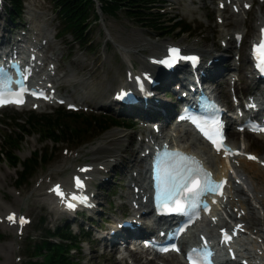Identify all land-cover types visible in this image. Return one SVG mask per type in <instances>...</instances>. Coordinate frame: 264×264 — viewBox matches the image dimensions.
I'll return each mask as SVG.
<instances>
[{"label":"rangeland","instance_id":"rangeland-1","mask_svg":"<svg viewBox=\"0 0 264 264\" xmlns=\"http://www.w3.org/2000/svg\"><path fill=\"white\" fill-rule=\"evenodd\" d=\"M218 1L219 0H164V12L167 16L166 20L169 19L170 21V27L176 22L184 26H191L190 33L181 35L180 37H177L179 35L177 32L172 33L173 36L170 37L158 34V32H153L140 25L139 22L128 18L121 12L115 15H103L99 12L100 15L98 19L91 22V31L87 39L89 43L87 41L83 45H79L77 42L73 41L69 34H64L62 37L56 36L61 29V25L58 22L51 0H23L25 13H23L21 21L16 25L18 26L17 32H23L26 21L31 17L27 12L26 6L30 7L29 3H34L36 6L33 8L40 13H44L43 19H47L46 26L50 31V35L52 37L55 35V39L52 40L49 47L48 45L46 46L43 53L46 55L49 62L51 61L49 57L52 53L57 55L58 59H55L54 64L52 63L51 65L57 68L56 72L58 77H60V80L56 84V86H58V92L71 101L80 103V110L77 113L83 116H111L110 118L113 117L126 124L128 123L126 120L130 118L127 117L126 114L116 110L118 107L113 106L111 101L112 92L115 91L116 88L118 90L122 85L121 83H124L125 70H129L131 74L132 70L130 69V64L135 70L134 73L139 75L143 69L141 62L146 66V57L156 54L161 55L164 53L167 45H179L185 51H197L200 55L208 51L219 52L222 54L221 57L225 61L220 62L216 66L218 70H225L230 60L237 61L239 59L241 68L238 69L237 76L240 81V86H246V92L255 87L261 88L254 82L248 80V69H250V66L248 63L243 65V61L246 59L245 53L247 52L248 45L257 34L256 28L255 31H249L250 26L258 23V21H256L258 16H264V3L254 0L252 8L248 11L245 10V13L242 14L243 20L240 19L241 17H238L237 23H230L228 25L226 24L230 21H234L237 16H230V12L227 11L225 12L224 23L219 25L218 15L220 12L217 10ZM97 4L99 5V3H96V5ZM189 9L193 10L190 12L188 11ZM6 19V12L0 11V31L8 37L9 30L12 29L14 25L9 23ZM5 30H7V32ZM236 31H242L245 35L248 33V42L245 46H242V48L245 49V53H243V58L239 57L238 59L235 53L239 47H236V50H222L220 43L223 39L226 40L230 37L232 32ZM225 33H228V36L226 35L227 37H224ZM65 71H69V76H64ZM237 76L235 74L234 77L236 78ZM79 82L91 84L96 91L100 92V95L92 93L90 94L91 97L84 101L82 99L84 89ZM214 83L212 87L215 88V94L223 102L229 104L228 89L226 87L227 81L224 79H215ZM174 86V82L170 83L167 92H171ZM262 87L264 88V85H262ZM159 90L160 89H158L156 95L165 103H169L166 95L162 92L160 93ZM102 103L109 104L110 106L101 108L99 104ZM56 109H63L65 111L66 106L43 107L42 109L37 108L35 111H32L31 107L23 109L8 108L0 112V150L3 147V136L17 133L21 135V139L18 141V146L13 149L19 159V163L29 159L34 152H44L47 153V156L49 155L46 157L47 163L43 166H38L33 176L23 185H16V179L21 170V165L14 167L4 158L0 160V204L10 208L11 212L15 211L19 214H25L28 216L26 218L31 219L30 225L26 226L23 234L21 231L19 233L16 231L15 233L14 229H12L13 231L11 229L5 230L3 229L4 225L1 226L0 223V264H27L29 259L26 252L27 246L35 242L38 244L45 239L47 236L45 229L52 230L57 226H63L65 222H67V218L50 211V207H53L52 205L43 206L39 201L41 198L40 194L46 193V191L49 190V186L58 182L61 178L68 177V173L70 172L68 168L71 165L75 167V171L91 163L92 156L90 153H86L89 147L96 145V143L99 144L102 138L107 136V133L118 131L132 137L130 139L131 149L135 152V156L138 157L141 149L136 150V147L138 138L144 130L145 122L147 120L158 121L159 118L154 117L149 119L144 115L143 119L140 118L135 122L136 124L131 130L112 128L98 138L92 139L90 142L82 145L71 141H62L63 143L59 141L53 142L50 139L42 138L38 134L23 135V132L17 129V125H22L27 117H29V114L44 116L53 115ZM167 110L169 109L167 108L166 111ZM163 111L164 109L162 112ZM7 118H17L19 124L14 125L8 122L9 120L7 121ZM159 120L161 119L159 118ZM160 123L162 122L160 121ZM148 131L150 130L148 129ZM231 133L233 134V132H230V134ZM236 134L237 133H235V137L239 145L245 147L246 150L247 142L245 141V137ZM44 136L47 137V135ZM247 139L253 140L251 136H248ZM125 140V142H122V146L127 145L129 137ZM242 142L244 145H242ZM247 151L248 153H256L260 157H264V145H260L259 143L254 144L252 147H248ZM79 152L83 153V155L76 159L75 156ZM101 155L103 154H100V156ZM122 158L124 162H127L129 158H131V154L122 155ZM100 162L101 160L97 161V163ZM144 165L143 163L142 166L144 167ZM143 167L142 171L144 172ZM138 170L139 168H131L129 172L125 174L121 172V169L113 168L108 174L109 181L105 185L98 183L101 188L97 186L94 188L93 183L99 182L96 180L97 176H99V178L104 177L107 170L94 173L95 177L92 178V182L90 181V185L94 188V192L100 195V212L94 213V220L91 221L93 224L92 227H89L87 217L83 218L84 223H82V225L78 223L81 220L80 217L77 223H72L70 225L69 229L72 231V236H74L77 241L79 240L77 243L78 246L75 247L73 243L71 244V248L68 251V259L70 261L77 264H121L117 262L116 256L110 258L106 252V248H101L96 240V235H98L97 230L102 231L105 235L109 234V225L114 223L113 220L118 218V215L127 217V214L124 215L122 211L126 212L125 209H127L129 200L128 196L133 190L129 187L128 177L132 175L133 171L138 172ZM244 187L246 186L244 185ZM248 195L250 196L251 193ZM252 203V205L257 206L254 202ZM258 216L263 218L264 212L259 210ZM41 220L44 221L43 225L40 223ZM8 244L14 246L11 251L5 250L3 253L1 249L4 250ZM91 247L96 250L90 255H87L86 251ZM7 252H9L8 262H6L5 258ZM38 257L41 256L38 255ZM35 260L39 262L43 261V257L34 259V261ZM144 261V259L140 258L136 264H144ZM164 262L165 261L161 259L154 261L156 264H164Z\"/></svg>","mask_w":264,"mask_h":264},{"label":"bare ground","instance_id":"bare-ground-1","mask_svg":"<svg viewBox=\"0 0 264 264\" xmlns=\"http://www.w3.org/2000/svg\"><path fill=\"white\" fill-rule=\"evenodd\" d=\"M253 1L254 0H245L243 2L239 1L241 5H239L238 2H234V1L232 2L236 7L239 5L244 10L243 8L244 5L252 6ZM29 4H30V7L26 6V8H27L28 14H30L31 17L29 19L27 18L28 20L26 21V24H29V27H28L29 35L31 34L34 37V39H36V41H32V44L34 47L33 48L34 51L32 53L34 54V57L36 58L37 63H39L38 64L39 75L37 76V79L35 81L38 85L46 86L48 89V94H51L57 90L58 86H56V84L60 80V77H58V74L56 72L57 68L49 67V64L51 63L54 64L55 59H58V58L55 53H52L51 56L49 57V59L51 60L49 62L46 58V55L43 53V51L47 45L48 47L51 45L52 40L55 39V35L53 37L50 35V31L48 30V27L46 26L47 19L46 20L43 19L44 13H40L37 10H35V8H33L36 6L34 3L31 2ZM231 4H232L231 0L230 1L220 0V2L217 3V10L218 12H220V14L218 15L219 25H222L224 23L225 12L227 11L230 12V16H237V18L234 21H230L226 25L230 23H237L238 17H241L240 19L243 20L242 14H244L245 11L239 14H235L232 10H229V8L232 9ZM192 10L193 9H189L188 11L191 12ZM256 21H258L256 25L250 26V29H249L250 32L255 31V28H256L257 33H259L260 29L264 26V16H258ZM5 31L7 32V30ZM237 34L242 36V41L239 43V45H237L238 43L235 40V36ZM226 35L228 36V33H225L224 37H227ZM256 36L257 34L254 37ZM31 37L30 38L28 37V41L31 40ZM8 40L9 39L4 34V36H2L0 43L5 44L8 42ZM222 41H225L223 50H227V49L235 50L236 45L240 46L239 49L236 51L238 55H242V58H243V53H245L244 51L245 49L242 48V46H245L246 43L248 42V33L245 35L243 34L242 31L232 32L230 37H228L226 40L223 39ZM165 52H166V49L164 53ZM164 53H162L161 55L156 54L153 57L157 58V61L159 62L162 59V57H164ZM218 53L219 52H216V51L215 52L214 51L204 52L203 55H200L198 53L202 57L203 63L195 72H198L197 76H198V79L200 80V83L202 84L211 80L212 78H215L216 80L224 79L228 81L229 85L227 84V87H230L231 86L230 79H228L230 69H228V67L225 70L224 69L218 70V68H216V66L220 62L225 61L221 57L222 54L220 53L218 54ZM246 54L247 53H245L246 59L243 61V65L248 63V60H249L248 57H246ZM141 63L143 65V69L139 73L140 76H142L144 72L147 71V72H150V74L154 75L156 81H158V79L161 80L160 75L156 73V70H153L152 66H150L149 64H146L145 66L143 62ZM157 72H160V71L157 70ZM68 73L69 71H65L64 76H69ZM171 77L175 79L170 78V81L173 80L174 84H177L178 80L176 81V79L178 78H176V76L174 77V75H172ZM79 84H81L84 89V92L82 93L83 94L82 99L84 101H86L89 97H91L90 94L92 93H96L97 95H100V92L96 91V89H94V87H92L91 84L85 83V82H79ZM125 84L127 85L129 83H125ZM162 88H163V85L160 83V85L157 88L152 89L150 86H148V89L146 88L147 93H148L147 97H144L141 93H140L141 95L138 94V97L141 100V102H145L148 107L147 110L149 109L150 111L149 116L147 118L151 119L154 117H157V118L159 117L161 119L159 121L162 122L160 125L158 124V121L155 122L158 124L157 130L152 129V127H149L145 124L144 130L140 134V137L138 138V142H137V143H140V141H143L145 144V148L139 151L141 153H143L146 149L152 146V144L154 143L153 141L156 140V138L153 137L155 135L156 137L162 136L164 139L168 138L170 142H174V141L177 142V140L173 138L172 133L171 134L168 133L169 135L167 136L164 135V132L168 129V120L169 118L171 119V115H170L171 108H170V105L166 104L164 101H162V99H160V97L156 95V93H158L157 92L158 89H162ZM121 90H125V89L122 87ZM175 90L177 92V88H175ZM173 92H174V88H172L171 93ZM52 104H53L52 102H49L47 105H52ZM74 104H75L74 102L68 103L67 106L74 105ZM99 106L101 108H105L110 105L102 103V104H99ZM38 108L42 109V107H38ZM167 108L169 110L166 111ZM163 109L164 111L162 112ZM158 112H161V113H158ZM155 123H152V124H155ZM154 127L155 125H153V128ZM148 129L150 130L149 132L151 133V136H149V133L147 131ZM230 129L232 128L230 127ZM172 132H175L176 136H179L178 138H180L181 141H178V142L181 143L184 141L183 138H184V135H186V133H184L183 135L181 134L179 135V133L181 132V129H178L177 131H172ZM231 132H233V134L231 133L229 135L230 136L229 143L233 147L239 148L240 147L239 142L238 140H236V137H235V133L237 132H235L234 130L233 131L231 130ZM243 136L245 137V141L247 142L246 150H245V152L247 153H248L247 151L248 147H252L254 144L259 143L260 145H264V139L261 138L260 136L250 135L247 133H243ZM248 136H251L253 140H248L247 139ZM127 137H129V140H127L128 141L127 145L122 146L121 145L122 142H125L126 141L125 139ZM131 138L132 137H130L129 135L122 134L118 131H111L107 133V136L102 138L99 144L96 143V145H93L89 147V149L86 150V153L88 152L92 156L91 163H88L84 168H82V169H85L86 171H82V169H78L74 171L75 167H72L71 165L68 168V170L70 169V172L68 173V177L61 178L58 182L54 183L53 186L50 185L49 188L52 186L50 188L52 193L49 192V193L40 194L41 198L39 201L43 204V206L52 205L53 207L49 206L51 208V209L49 208L50 211L60 214L59 210L61 209L63 205H60L59 203L61 201L65 202L66 201L65 198H67L68 196H71V194L78 192V195H82L86 197L87 202L90 204V207L87 209V211L93 217L94 213L95 214L97 213L96 211L97 203L95 204V201H94V199L97 200L96 199L97 193H95L94 189L91 187L90 181L92 180V178L95 177L94 173L99 172L98 170H102V172L107 170L104 177L98 180L99 184L105 185L109 181L108 174L113 168H116V169L119 168L121 169V172L125 174H127V172H129L131 168H139L138 172L133 171L132 175L128 177L129 187L133 189L131 193L129 194L128 199H131V201L134 202L136 198H139V199L142 197L145 198L146 192H149L145 187V180H146L145 171L144 172L142 171V167H143L142 165L143 163H145V157L144 155H141V153H139L138 157L135 156V152L132 151L131 149V140H130ZM190 140L188 137L187 144L182 145L186 149V151L196 152L197 154H200L199 157H201L203 160H207V163L211 166V169L213 170L217 178L221 176H227V170L229 171V169L225 165L224 161L221 160L219 156H211L208 152L206 145L202 141L198 140L200 145H202V146H199L197 141H194V140L190 141ZM243 142H242V145H244ZM140 147H141V144L139 147H136V150L140 149ZM100 154H103V155L100 156ZM125 154H131V158H129L127 162H124L122 158V155H125ZM252 154L258 157L259 163L246 161L245 158H235L234 159V165L236 164V170H237L236 173L238 175L236 178H233L230 180V188L227 192L228 201L224 203L225 212L227 213L228 217L231 218L234 222L233 227H235V229H232L233 234L240 233L241 230H247V231H250L252 234L257 235L256 237L262 240L261 244H259L257 241L255 242L258 245V247L253 246L250 249H248L247 254L249 256H252L253 251H255L256 254H259V252L264 250V217L261 218L260 216H258L259 210L264 212V167L261 165V163H264V157H260L256 153H252ZM82 155L83 153L79 152L75 156V158L77 159L81 157ZM100 160L101 162L97 163V161H100ZM77 179H79L80 181L84 183L85 188L83 190L81 188H78L75 185V181ZM235 179H239L243 183V185L246 186L248 192L251 193V196L248 195L249 193L248 194L245 193L242 186H239V184L235 185L234 183ZM57 186H59L62 194L64 195L63 199L54 195L55 192L53 191V189H55ZM135 189H137V191H135ZM252 202H254L255 205H258L259 208L257 209L256 206L252 205L253 204ZM141 207L145 208L146 206L142 205ZM127 210H128V207L127 209H125V211ZM122 213L124 215L127 214L124 211H122ZM12 214L14 213L10 211V208H8L7 206H2L0 204V222H4L7 224V226H3L5 227L3 229L12 230V228H14V225L16 222L15 221L10 222L7 219V217ZM14 217L17 218V214H14ZM135 219H136L135 214L133 215L127 214V219L118 215V218L113 220L114 223L109 225L110 226L109 234L107 235L101 234L99 233V230H97L98 231L97 238L100 239V245L102 244L103 245L102 248H106V252L110 258L117 256V254L120 253L119 252V249H120L119 242L120 241L121 242L124 241V243L126 244L132 238L133 233H131L129 230L119 228V224L122 222L124 223L125 221L133 222ZM221 224L224 226V228H227V229L232 228L231 225H227V222H225L224 220L221 222ZM205 227H206L205 230H209L210 233L211 231H213L212 229L207 228V226ZM15 229L17 230V228ZM141 230H144V228L140 227L139 231ZM240 245L241 246L246 245L248 247V244L245 240H241ZM13 246L14 245L12 244H8L5 247V249L4 250L1 249V251L3 253L5 250L11 251ZM95 250H96L95 248L91 247L90 249H87L86 254L90 255ZM8 254L9 252H7V254L5 255L6 262L9 261ZM129 254L130 256L128 257H131V258L133 257L136 259V253L129 252ZM126 257L127 256H124V253L122 252L121 259H126ZM263 257H264V254H263ZM121 259L119 258L120 261ZM155 259L164 260L165 261L164 264H183V262L180 259H177L174 255H168L165 257H159ZM154 261L155 260L145 262L144 264H156L154 263Z\"/></svg>","mask_w":264,"mask_h":264},{"label":"trees","instance_id":"trees-1","mask_svg":"<svg viewBox=\"0 0 264 264\" xmlns=\"http://www.w3.org/2000/svg\"><path fill=\"white\" fill-rule=\"evenodd\" d=\"M5 10L10 20L16 22L14 16L21 15L23 0H4ZM54 6V12L57 16L61 29L58 36L69 34L73 41L83 45L88 40L91 31V22L98 19L96 12V2L99 3L100 11L104 14L115 15L118 12L123 13L140 25L163 34L164 36H173L172 33L179 30L180 37L183 34L190 33L191 27L174 23L171 27L166 24V15L163 14V0H51ZM20 17V16H19ZM171 28V29H170ZM89 43V41H88ZM9 120V121H8ZM7 121L14 125L19 124L17 118ZM131 127L133 121H129ZM18 130L23 135L38 134L44 139H50L53 142H76L81 144L88 143L92 139L98 138L114 127H123L121 121L105 116H83L80 113L66 112L63 109H56L53 115H33L29 114L22 125H17ZM44 135H47L45 137ZM21 135L9 134L3 136V147L0 150V160L6 159L10 165L22 169L16 179V185L27 183L33 176L38 166L47 163V153L34 152L26 161L19 163V159L14 152V147L18 146ZM90 139V140H89ZM62 142V143H63ZM42 224L43 221L41 220ZM46 238L38 244L35 242L29 244L26 248L29 260L27 264H77L68 259L69 249L78 246L77 239L72 236L69 225L65 227H56L52 232L45 229ZM57 241L59 243H57ZM33 245V246H30ZM44 254V255H43ZM40 255L41 257H38ZM43 255V256H42ZM42 258L43 261H31V259Z\"/></svg>","mask_w":264,"mask_h":264},{"label":"snow or ice","instance_id":"snow-or-ice-1","mask_svg":"<svg viewBox=\"0 0 264 264\" xmlns=\"http://www.w3.org/2000/svg\"><path fill=\"white\" fill-rule=\"evenodd\" d=\"M245 7H248L245 5ZM252 55L256 60V66L264 73V29L261 30V40L259 45H254L252 48ZM179 55L178 49H169V58L164 61H159V63L166 64L167 66H172V64L181 59ZM183 59H191L195 61L194 57H183ZM27 77H25L26 79ZM24 90L16 93H9L11 96H20ZM3 94L0 93V96ZM5 103H14V104H22V99H3L0 98V106ZM264 131V128L261 129ZM203 131V129H202ZM206 137L210 140V142L216 147V150L219 152L220 145L223 143V137H219V139L213 138V136L205 133ZM219 136V133L216 134ZM227 153V150H225ZM175 154H169L168 161H162L158 167L155 174V180L157 182V190H158V198L161 202L162 207L166 210L167 214H182L185 213L186 204L185 201H189L192 199L191 203L188 205L192 208L198 207L197 201L199 197L204 195L205 193H216L218 188H222L223 184L216 185L213 184L210 180V175L208 173H203L199 167H181L178 163L172 161L171 157ZM181 160L185 159L183 157ZM249 160H254L255 157L249 156ZM82 171H86L82 169ZM78 188H83V184L79 179L75 181ZM53 191L63 199V194L57 186ZM222 194V193H220ZM72 199H75L73 197ZM69 208L73 207V204L67 205ZM7 219L11 222L15 220V217L10 215ZM25 223L24 219H20V224L23 225ZM225 242L230 240L229 236L224 237ZM206 247V246H205ZM173 251H178V249L173 248ZM162 251H169V249L165 248ZM195 252V250H194ZM206 254V253H205ZM190 264H195L192 261L191 257H189ZM208 264V262H205Z\"/></svg>","mask_w":264,"mask_h":264}]
</instances>
